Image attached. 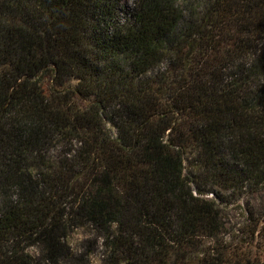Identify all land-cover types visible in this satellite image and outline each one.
Returning <instances> with one entry per match:
<instances>
[{
  "label": "trees",
  "instance_id": "1",
  "mask_svg": "<svg viewBox=\"0 0 264 264\" xmlns=\"http://www.w3.org/2000/svg\"><path fill=\"white\" fill-rule=\"evenodd\" d=\"M0 0V264H232L213 193L264 190V0ZM38 249V261L30 251Z\"/></svg>",
  "mask_w": 264,
  "mask_h": 264
},
{
  "label": "rangeland",
  "instance_id": "2",
  "mask_svg": "<svg viewBox=\"0 0 264 264\" xmlns=\"http://www.w3.org/2000/svg\"><path fill=\"white\" fill-rule=\"evenodd\" d=\"M136 0H120L119 13L126 17ZM221 192L220 199L213 193L208 198L221 202V222L224 231L217 241L207 246L221 249L232 264H264V190L245 188L242 193ZM66 239L71 251L85 252L86 258L80 264H102L103 248L89 228H70ZM38 261V249L30 251ZM38 264H43L38 262Z\"/></svg>",
  "mask_w": 264,
  "mask_h": 264
}]
</instances>
